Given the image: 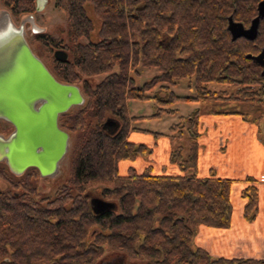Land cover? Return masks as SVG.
Returning <instances> with one entry per match:
<instances>
[{"label":"trees","instance_id":"trees-1","mask_svg":"<svg viewBox=\"0 0 264 264\" xmlns=\"http://www.w3.org/2000/svg\"><path fill=\"white\" fill-rule=\"evenodd\" d=\"M74 30L75 61L56 58L54 75L63 82L82 83L87 98L65 127H85L86 115L94 109L97 125L71 155L69 179L53 197L38 199L31 188L25 196L8 197L0 188V264H94L106 248L124 252L147 264H264L263 258L213 256L206 248L194 247L200 225L228 228L232 223L233 180L199 176L201 111L173 124L170 133L132 126L146 116H130L127 99H155L161 105L150 115L176 113L169 105L179 101L233 99L264 104L263 67L253 55L264 46V18L255 38L233 39L229 19L249 25L257 15V4L246 0H57ZM14 14L34 13L36 0H5ZM90 11H93L94 17ZM94 18L101 22L99 38L93 40ZM88 39L81 43L80 38ZM34 38L50 46L46 32ZM157 67L160 74L139 84L132 70ZM104 74L97 84L87 76ZM192 78L197 94L149 95L159 85L160 93L180 79ZM234 85L214 90L208 83ZM80 85V84H79ZM70 111V110H69ZM68 111V112H69ZM216 113H239L215 110ZM65 114V113H64ZM112 116L120 121L115 132L103 128ZM183 118V117H182ZM130 131L149 132L156 137L182 139L170 161L184 174H153L148 166L138 173L131 166L120 173L122 160L135 161L152 153V147L130 140ZM0 165V173L4 174ZM105 182L103 196L116 202L115 209L95 213L87 194L89 185ZM244 214L254 219L259 191L248 185ZM6 256L9 258H6Z\"/></svg>","mask_w":264,"mask_h":264},{"label":"water","instance_id":"water-1","mask_svg":"<svg viewBox=\"0 0 264 264\" xmlns=\"http://www.w3.org/2000/svg\"><path fill=\"white\" fill-rule=\"evenodd\" d=\"M6 11L5 20L0 23V119L11 122L15 128L8 136L0 134V162L6 161L15 173L36 166L43 176L53 175L70 146V134L59 124L60 115L84 104L86 97L78 84L63 82L54 75L31 46L24 19L17 25ZM263 16L264 2L248 28L230 17L228 28L233 39L254 37ZM27 18L35 33L42 32L41 27H35L33 14ZM55 56L68 59L62 50H56ZM254 59L263 65L264 76V50ZM102 126L114 132L119 124L108 117ZM90 204L97 214L117 206L99 196H91Z\"/></svg>","mask_w":264,"mask_h":264},{"label":"rangeland","instance_id":"rangeland-1","mask_svg":"<svg viewBox=\"0 0 264 264\" xmlns=\"http://www.w3.org/2000/svg\"><path fill=\"white\" fill-rule=\"evenodd\" d=\"M4 3L5 0H0V9L8 10L11 13L13 20L17 25H19L21 21L27 18L30 14H33L35 17V22L39 27L43 29L42 32H46L52 38L53 43L50 46H47L42 42L35 40L34 38L35 32L33 31V26L31 22L29 21L26 22L25 24V28L27 31L26 36L31 46L34 48L36 53L44 60V62L51 70H54V67L56 65V60H55L56 50H62L66 52L68 54V58L72 61H75L77 59L79 54L76 51V39L74 36V30L68 20L66 13L58 6L57 0H36L37 8L39 7V10L36 9L34 13H24V14H14L10 10V8L5 6ZM261 4L262 3H260V5ZM90 14L91 16L94 17L93 11H90ZM94 22H95V29L93 31L92 38L93 40H97L99 38V28L101 26V22L96 18H94ZM79 41L81 43H87L88 39L82 37L79 39ZM137 68H138L137 70H132L131 74L135 76L139 84H143L147 81H150L154 76L161 73L159 68L157 67L150 68L139 65ZM104 76L105 75L102 74L97 76H87V78L92 84L95 85L99 81H101L104 78ZM75 84L78 85L80 84L79 86L82 87V83L80 82ZM207 86L214 90H223V89L229 90L232 89L234 85L212 82V83H208ZM170 91H174L178 95L193 96L197 94V84L194 78H192V80L189 78L180 79L176 84H171L170 89L163 90L161 93H160L159 85L152 88L147 93L151 96L161 94L162 96L167 97L169 96ZM85 97L87 98L86 94ZM160 106L161 105L155 99L145 100V101L136 98L127 99V107L130 116H142V115L146 116L145 118H139L133 121L132 126L149 129L153 132H161L167 134L171 132L170 127L173 124L180 122L181 120L189 117L191 114L197 111H201L202 113H204L206 111L226 109V110L238 111L239 112L237 113L238 116L243 117L248 122V124L257 125L258 126L257 136L259 139L264 140V104L259 101L236 102L230 98L219 99V100H208L207 102L179 100L169 105V107L177 109L176 113L166 112L161 116L151 117L150 115L157 112ZM79 108L80 106H74L69 112L62 114L61 119H70L71 121ZM109 117L114 118L112 116ZM97 119L98 118L95 115L94 109H90V111L86 115V123L84 125L85 127H81L74 131L70 130L71 137H70L69 151L66 154V156L61 160L60 170L54 177L41 178L38 181L37 185L39 191L36 196L38 199L44 196L53 197L59 185L68 181L70 166H71L72 151L77 143L82 144L83 141L88 137L90 129L95 125H97L98 122ZM3 127L4 128L6 127L5 122H0V129H3ZM9 129L10 128L8 127L7 130L4 132L7 133ZM131 132L132 131H130V133ZM144 133H149V132H144ZM149 134H152V132ZM251 135H253V133ZM251 135L247 136V139L251 141L256 140L255 138L252 140ZM188 142L189 139L186 133L182 139H177L173 141L172 145L173 148H177L178 146L183 145L187 150ZM123 161L124 160H122L121 163H128V165L131 163L129 162L131 160L129 161L125 160L124 162ZM237 163H241L240 165L241 168H245L247 166V162L245 158L242 161H237ZM130 167L131 165L128 167L127 172L123 171L125 170L124 168L121 169L120 173L122 172L123 174L125 173L127 174L129 172ZM106 185L107 183L105 182L92 183L91 185H89V187L86 190L88 196L89 197L99 196L106 200H112L105 198L102 194L103 193L102 191L106 187ZM4 187H5V183L0 179V188H4ZM196 235L193 240L194 247L197 246V243L195 241ZM117 255L124 256L126 264H147L145 259L131 258L126 253L111 249L109 247L106 248L105 253L101 257L112 258L113 256L116 257Z\"/></svg>","mask_w":264,"mask_h":264},{"label":"crops","instance_id":"crops-1","mask_svg":"<svg viewBox=\"0 0 264 264\" xmlns=\"http://www.w3.org/2000/svg\"><path fill=\"white\" fill-rule=\"evenodd\" d=\"M257 131V125L248 124L237 113H216L214 110L200 115L199 176L233 180L230 227L200 225L196 235L197 246L206 248L213 256L264 259V140L258 138ZM130 135V140L145 143L153 151L148 156L138 157L137 161L128 160L131 162L129 165L120 162V170L124 168L123 171L127 172L128 167L133 165L141 173L152 166L153 174H184L177 164L170 161L175 140L169 136L155 138L141 131H132ZM250 135L252 140H256H248L247 136ZM244 158L247 166L241 168L242 162L237 161ZM248 185L256 186L259 191L258 212L254 219H248L244 214L247 198L242 196V191Z\"/></svg>","mask_w":264,"mask_h":264},{"label":"flooded vegetation","instance_id":"flooded-vegetation-1","mask_svg":"<svg viewBox=\"0 0 264 264\" xmlns=\"http://www.w3.org/2000/svg\"><path fill=\"white\" fill-rule=\"evenodd\" d=\"M238 1H240V0H238ZM246 1H249V2L254 1V2L258 3L257 4V9H258L257 15L252 19V21L250 22L249 25H245L243 23L244 26L246 28H248L252 25L253 20L260 14V3L264 2V0H246ZM39 4H42V3H39ZM263 18H264V16L260 18L256 34L254 35V37H252V39L258 35V33L260 31L259 30L260 23H261ZM263 50H264V46L259 51V53H257L256 55L260 54ZM256 55H253V59H254V56H256ZM254 61H255V59H254ZM262 67H263V65H262ZM78 106H81V105H78ZM65 113H67V112H65ZM62 114H64V113H62ZM62 114L60 115V118H59V124L63 129L67 130L70 134V130L65 127L67 119H61ZM115 120L118 122L119 127H120V125H121L120 121L117 119H115ZM0 122H5V124H6L5 128L3 127V129H0V134H3L5 136L10 135L15 128L14 125L5 119H0ZM8 127L10 129L7 133H5L4 131H6ZM119 127H117L115 129V131H117ZM70 137H71V135H70ZM0 165L4 169L3 170L4 174L0 173V179L5 183V187L1 188V189L6 192L8 197L14 196L15 198H20L21 196L22 197L25 196L26 186L29 187V191H28L29 195L33 194V191H30L31 188H34V189H36V191H39L38 185H37L38 181L41 178L54 177L60 170V164H59L58 171L54 176H51V175L43 176L41 173V170L36 166H30V167L26 168L22 173H15L14 171H12V169L10 168V166L8 165V163L6 161H1ZM6 258H9V256L8 257L6 256ZM101 258H99V260L96 261L94 264H126L124 256H121V255L120 256L117 255L116 257L113 256L112 258H102V259Z\"/></svg>","mask_w":264,"mask_h":264},{"label":"bare ground","instance_id":"bare-ground-1","mask_svg":"<svg viewBox=\"0 0 264 264\" xmlns=\"http://www.w3.org/2000/svg\"><path fill=\"white\" fill-rule=\"evenodd\" d=\"M6 15H7V11H6V9H1L0 10V23L1 22H3L4 20H5V17H6ZM31 18V17H30ZM35 18V17H34ZM24 21H25V24H26V22L28 21V18H25L24 19ZM35 27H38V25H37V23L35 22ZM39 28V27H38ZM37 28V29H38ZM55 174H53V175H51V176H54Z\"/></svg>","mask_w":264,"mask_h":264}]
</instances>
